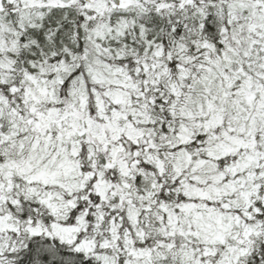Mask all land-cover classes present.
Wrapping results in <instances>:
<instances>
[{
  "label": "snow or ice",
  "instance_id": "6c2138e0",
  "mask_svg": "<svg viewBox=\"0 0 264 264\" xmlns=\"http://www.w3.org/2000/svg\"><path fill=\"white\" fill-rule=\"evenodd\" d=\"M0 264H264V0H0Z\"/></svg>",
  "mask_w": 264,
  "mask_h": 264
}]
</instances>
